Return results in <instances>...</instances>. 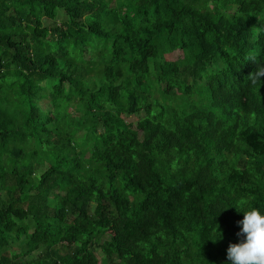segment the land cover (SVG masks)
<instances>
[{
	"label": "trees",
	"instance_id": "1",
	"mask_svg": "<svg viewBox=\"0 0 264 264\" xmlns=\"http://www.w3.org/2000/svg\"><path fill=\"white\" fill-rule=\"evenodd\" d=\"M257 65L264 0H0V264H231Z\"/></svg>",
	"mask_w": 264,
	"mask_h": 264
},
{
	"label": "clouds",
	"instance_id": "2",
	"mask_svg": "<svg viewBox=\"0 0 264 264\" xmlns=\"http://www.w3.org/2000/svg\"><path fill=\"white\" fill-rule=\"evenodd\" d=\"M248 77L250 83L256 85L264 77V67L257 65L256 70L250 72ZM235 207L237 211H241L242 205ZM242 212L243 219L239 222L242 227L237 235L244 239L240 243L229 244L227 259L231 264H264V214L255 207ZM217 232L219 233L218 230Z\"/></svg>",
	"mask_w": 264,
	"mask_h": 264
},
{
	"label": "rangeland",
	"instance_id": "3",
	"mask_svg": "<svg viewBox=\"0 0 264 264\" xmlns=\"http://www.w3.org/2000/svg\"><path fill=\"white\" fill-rule=\"evenodd\" d=\"M63 16H58V19H59V21L61 20V18H62ZM51 21H48V20H45V24H49ZM40 103H41V105H45L44 103H48L47 102V99H42L41 101H40ZM74 110H76L77 111V115L79 114V113H81L80 111H79V108L78 107H76ZM142 116V112L141 113H137V114H135V115H133V116H126V120H130V121H132V122H136L140 117ZM1 197L2 198H4L5 199V193H2V195H1ZM17 250V247H15V246H11L10 248H6V249H4V254L6 255V256H9L10 254H11V252L12 251H16ZM37 254H38V252H35L32 256H31V258H35L36 256H37Z\"/></svg>",
	"mask_w": 264,
	"mask_h": 264
}]
</instances>
